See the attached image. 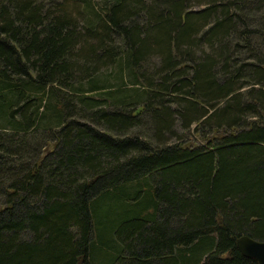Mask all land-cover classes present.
<instances>
[{"label": "trees", "instance_id": "16d2710c", "mask_svg": "<svg viewBox=\"0 0 264 264\" xmlns=\"http://www.w3.org/2000/svg\"><path fill=\"white\" fill-rule=\"evenodd\" d=\"M240 235L264 0H0V264H256Z\"/></svg>", "mask_w": 264, "mask_h": 264}, {"label": "water", "instance_id": "95a60500", "mask_svg": "<svg viewBox=\"0 0 264 264\" xmlns=\"http://www.w3.org/2000/svg\"><path fill=\"white\" fill-rule=\"evenodd\" d=\"M234 243L241 256L254 260L256 264H264V240L240 235Z\"/></svg>", "mask_w": 264, "mask_h": 264}, {"label": "rangeland", "instance_id": "374dc122", "mask_svg": "<svg viewBox=\"0 0 264 264\" xmlns=\"http://www.w3.org/2000/svg\"><path fill=\"white\" fill-rule=\"evenodd\" d=\"M101 71H100V74H99V76L100 77H106V76H108L109 77V79H112V78H110V72L108 71L109 69L108 68H106V69H100ZM108 73V74H107ZM106 75V76H105ZM113 82H115L116 80H112ZM95 260H97V261H100L101 263H105L106 262V259H105V257H103L101 254H95Z\"/></svg>", "mask_w": 264, "mask_h": 264}]
</instances>
